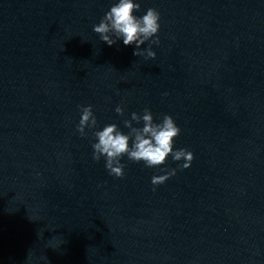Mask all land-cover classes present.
I'll return each mask as SVG.
<instances>
[{
  "label": "water",
  "instance_id": "obj_1",
  "mask_svg": "<svg viewBox=\"0 0 264 264\" xmlns=\"http://www.w3.org/2000/svg\"><path fill=\"white\" fill-rule=\"evenodd\" d=\"M114 2L0 0V264H264V0H134L160 13L154 59L93 31ZM144 108L190 167L109 175L94 131Z\"/></svg>",
  "mask_w": 264,
  "mask_h": 264
},
{
  "label": "clouds",
  "instance_id": "obj_2",
  "mask_svg": "<svg viewBox=\"0 0 264 264\" xmlns=\"http://www.w3.org/2000/svg\"><path fill=\"white\" fill-rule=\"evenodd\" d=\"M140 9V3L134 0H116L100 22L93 25V31L99 34L101 40L108 46L122 40L125 46L135 45L134 56L154 59L156 53L151 46L144 50H141V46L147 41H151V44H159L160 13L155 8H148L146 14L134 15ZM78 108L80 119L76 125V132L83 137L87 135L86 129L98 128V121L92 105H80ZM115 112L123 116L125 109L118 105ZM133 122L137 125L142 123V127L133 126ZM123 124L129 129L127 134L116 124L105 125L102 130L93 133L96 142L92 143V159L98 162L103 157L109 175L117 178L125 175V165L121 162L125 156L129 161L143 162L146 168H159L166 164L167 157L171 155L173 161H184L177 165L180 170L190 167L194 154L186 148H174L175 138L180 135L181 129L171 115L165 114L157 122L151 110L144 108L142 114L132 112L131 118L125 119ZM162 171L165 174L155 175L151 179L153 190L155 186L165 183L174 176L177 169H162ZM50 248L54 250L55 246L50 245Z\"/></svg>",
  "mask_w": 264,
  "mask_h": 264
}]
</instances>
